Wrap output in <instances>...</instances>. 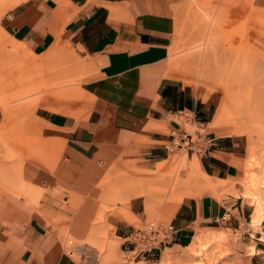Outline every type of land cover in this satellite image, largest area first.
I'll return each mask as SVG.
<instances>
[{"label":"crops","instance_id":"1","mask_svg":"<svg viewBox=\"0 0 264 264\" xmlns=\"http://www.w3.org/2000/svg\"><path fill=\"white\" fill-rule=\"evenodd\" d=\"M189 1L14 0L5 10L2 27L49 88L24 124L40 150L0 173L16 177L0 184V264H133L121 257L131 252L126 234L150 220L175 227L154 264H189L218 224L259 233L245 220L253 206L241 192L239 142L212 128L211 101L172 55ZM196 122L206 137L199 164L167 172V160L155 177L136 168L167 159L165 144ZM21 129L15 120V136ZM256 237L248 249H260Z\"/></svg>","mask_w":264,"mask_h":264},{"label":"rangeland","instance_id":"2","mask_svg":"<svg viewBox=\"0 0 264 264\" xmlns=\"http://www.w3.org/2000/svg\"><path fill=\"white\" fill-rule=\"evenodd\" d=\"M13 2L0 0V110L3 114L0 173L21 167L25 159L40 150L31 129L24 128V124L33 119V99L44 88H49V81L42 78V72L30 71L31 57L2 27L1 17ZM172 55L180 73L211 101L212 128L238 140L243 165L241 192L253 206L245 220L259 228L256 235L253 231L250 233L247 223L234 231L223 227L224 224L213 226L200 238L199 248L183 260L189 264H264V6L254 0H190L178 25ZM69 82L77 83V79ZM15 120L22 124L17 136ZM187 128L192 130L196 125ZM167 160L173 162L163 169L175 172L187 170L196 161L199 164L200 157L178 149L171 151L167 159L150 165L152 169L136 168L149 171L155 177V173L163 170L159 171L157 165ZM148 176L142 174L140 179L148 180ZM200 177L203 181L199 168ZM14 178L0 175V184ZM200 189L194 187L188 193H200ZM163 194L170 195V192ZM256 236L263 240L257 244L260 249L255 246L248 249ZM190 250L188 246L175 253ZM121 257L132 258L133 264H154L160 256L153 261L134 256L132 252ZM86 260L94 263L95 258ZM162 262L172 264L169 260L158 263Z\"/></svg>","mask_w":264,"mask_h":264},{"label":"built area","instance_id":"3","mask_svg":"<svg viewBox=\"0 0 264 264\" xmlns=\"http://www.w3.org/2000/svg\"><path fill=\"white\" fill-rule=\"evenodd\" d=\"M195 125H200L196 122ZM167 151L183 149L186 152L203 154L206 148V137L194 128H181L172 139L165 144ZM175 227L172 223H158L156 221H143L133 225L126 234L125 240L132 243L131 252L136 255H144L146 259H154L159 255V248L163 243L172 241ZM80 264H89L84 259ZM94 264V263H91Z\"/></svg>","mask_w":264,"mask_h":264},{"label":"bare ground","instance_id":"4","mask_svg":"<svg viewBox=\"0 0 264 264\" xmlns=\"http://www.w3.org/2000/svg\"><path fill=\"white\" fill-rule=\"evenodd\" d=\"M157 264H169L168 262H162V263H157Z\"/></svg>","mask_w":264,"mask_h":264}]
</instances>
